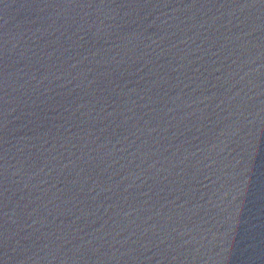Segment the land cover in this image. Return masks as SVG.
I'll list each match as a JSON object with an SVG mask.
<instances>
[{"label":"water","instance_id":"95a60500","mask_svg":"<svg viewBox=\"0 0 264 264\" xmlns=\"http://www.w3.org/2000/svg\"><path fill=\"white\" fill-rule=\"evenodd\" d=\"M0 264H264V0H0Z\"/></svg>","mask_w":264,"mask_h":264}]
</instances>
